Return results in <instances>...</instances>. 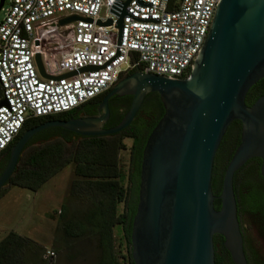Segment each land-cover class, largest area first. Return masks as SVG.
Returning a JSON list of instances; mask_svg holds the SVG:
<instances>
[{
  "label": "water",
  "instance_id": "1",
  "mask_svg": "<svg viewBox=\"0 0 264 264\" xmlns=\"http://www.w3.org/2000/svg\"><path fill=\"white\" fill-rule=\"evenodd\" d=\"M129 1L122 4L117 16L118 38ZM77 20L71 16L56 26ZM101 25L110 26L111 21ZM34 61L39 76L51 79L44 75L38 55ZM261 79L264 0H220L186 79L169 80L136 70L108 90L96 116L51 120L25 130L9 149L0 189L35 134L49 128L81 137L117 134L131 123L144 97L155 93L163 113L141 150L129 235L133 264H214V235L223 238L233 264H245L232 179L247 161L258 159L264 180V95L249 107L244 104L249 88ZM125 95L131 97L127 112L114 127L101 128L108 118L107 100ZM232 121L240 123L239 144L222 173L219 195L214 197L210 185L213 158ZM215 199L219 201L217 211L213 209Z\"/></svg>",
  "mask_w": 264,
  "mask_h": 264
},
{
  "label": "built area",
  "instance_id": "2",
  "mask_svg": "<svg viewBox=\"0 0 264 264\" xmlns=\"http://www.w3.org/2000/svg\"><path fill=\"white\" fill-rule=\"evenodd\" d=\"M126 1L2 0L0 154L28 120L71 112L130 71L188 77L220 0H130L118 38ZM71 16L79 20L56 26ZM35 55L51 79L39 76ZM52 257L45 251V260Z\"/></svg>",
  "mask_w": 264,
  "mask_h": 264
},
{
  "label": "trees",
  "instance_id": "3",
  "mask_svg": "<svg viewBox=\"0 0 264 264\" xmlns=\"http://www.w3.org/2000/svg\"><path fill=\"white\" fill-rule=\"evenodd\" d=\"M134 72L130 71L125 76ZM262 95L264 79L249 88L244 98L245 106L249 107ZM149 100V97H146L142 109L148 105ZM82 106L68 113L25 122L4 151L5 163L9 149L25 130L46 121L69 120ZM75 118L79 117L73 119ZM118 122L103 129L112 128ZM236 124V121H232L228 125L218 145L216 159L222 153ZM130 129L126 127L117 134L101 137H81L59 128L43 130L35 134L24 146L15 169L6 182L8 187L36 192L65 167L71 166L74 179L69 184L68 196L84 202L86 209L80 212L79 216L72 214L61 222L66 213L62 206L59 212L60 231L65 240L74 242L93 240L98 251L95 264H117L112 237L114 227L119 228L121 238L127 247L126 256L123 258L125 264H133L130 257L129 235L137 203L139 164L143 145L137 141L130 144L125 177L120 175L117 162L118 153L126 149L123 140L134 136ZM5 163L0 165V173ZM220 181L221 175L214 169L210 182L214 197L219 195ZM6 191L0 189V198ZM234 200L236 215L238 211L253 220L258 225L260 233L264 235V183L260 179L245 183L239 191V201H236L235 197ZM119 206L121 211H118ZM213 209L216 211L219 209L218 200L213 201ZM217 237L219 236L214 235L212 241ZM40 253V246L14 232H7L0 239V264H43L45 252H42V260Z\"/></svg>",
  "mask_w": 264,
  "mask_h": 264
},
{
  "label": "rangeland",
  "instance_id": "4",
  "mask_svg": "<svg viewBox=\"0 0 264 264\" xmlns=\"http://www.w3.org/2000/svg\"><path fill=\"white\" fill-rule=\"evenodd\" d=\"M123 144L126 149L118 153L117 162L120 175L125 177L128 148L131 143L124 139ZM73 179L72 167L67 166L36 192L8 187L5 184L2 188L7 191L0 198V236L7 231H13L33 241L41 247L40 260L43 251H51L52 259L45 260L43 264H95L98 251L93 240L76 242L65 240L60 231L59 212L62 206L66 213L61 222L72 214L79 216L80 212L86 209L84 202L68 196L69 184ZM118 211H121L120 206ZM244 219L246 231L251 234L259 254L264 258V236ZM112 237L116 263L125 264L123 258L126 256L127 247L118 227H114Z\"/></svg>",
  "mask_w": 264,
  "mask_h": 264
},
{
  "label": "flooded vegetation",
  "instance_id": "5",
  "mask_svg": "<svg viewBox=\"0 0 264 264\" xmlns=\"http://www.w3.org/2000/svg\"><path fill=\"white\" fill-rule=\"evenodd\" d=\"M124 77L126 76L121 77V79ZM106 94L107 93L105 94L103 93L98 97L94 98L93 100L84 104L81 108H79V111L76 114L71 116V119H73L74 117L96 116V110L98 109V105ZM115 97L117 96L110 97L107 100L108 118L105 121V123L102 124L101 128L108 127L109 125L120 121L129 108L131 101V97L129 95L120 96L117 98ZM146 97H149L150 100L148 101V105L142 109ZM162 113H163V109L159 102L158 96L155 95V93L147 94L144 97L139 109L135 113L133 120L128 125V127L131 128L130 130L134 133V136L129 137L127 140H129L130 143L137 141L141 145H144L148 135L150 134L151 130L154 128V126L160 119ZM236 122L237 124L232 134L228 138L222 150V153L220 154L218 159H216L218 148L215 152L211 175L213 170L215 169L217 173L222 176V173L224 171L227 162L229 161L234 150L239 144L240 123L238 121ZM5 157H6L5 152L0 154V165H3L5 163V159H6ZM259 168H260V161L258 159H250L234 173L232 179V186H233V194L236 201H239V191L242 189L245 183L254 182L258 179H260L264 183V180L259 175ZM244 218L250 222L248 224L252 225L254 228L257 229L260 235L262 234L259 231L258 225H256V223L253 220L243 216L240 212L237 211V221L241 235L242 254L244 257L245 264H264V258L259 254V251L255 246V242L251 234L248 231H246L247 225L243 222ZM212 244H213L214 264H233L228 252L223 247V238L221 236L217 237L216 240H213Z\"/></svg>",
  "mask_w": 264,
  "mask_h": 264
},
{
  "label": "crops",
  "instance_id": "6",
  "mask_svg": "<svg viewBox=\"0 0 264 264\" xmlns=\"http://www.w3.org/2000/svg\"><path fill=\"white\" fill-rule=\"evenodd\" d=\"M7 232H10V231H7ZM7 232H6V233H7ZM11 232H13V231H11ZM6 233H5V234H6ZM14 233H15V232H14ZM5 234H4V235H5ZM4 235H3V236H4ZM17 235H18V234H17ZM3 236H0V239H1Z\"/></svg>",
  "mask_w": 264,
  "mask_h": 264
}]
</instances>
